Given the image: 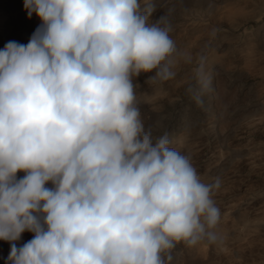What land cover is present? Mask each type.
Here are the masks:
<instances>
[{"label": "clouds", "instance_id": "1", "mask_svg": "<svg viewBox=\"0 0 264 264\" xmlns=\"http://www.w3.org/2000/svg\"><path fill=\"white\" fill-rule=\"evenodd\" d=\"M41 21L0 50V240L6 264H174L223 249L221 212L191 157L154 136L136 81L172 80L177 49L156 0H24ZM187 92L202 105L199 57ZM18 173H23L18 177ZM50 185V186H49ZM33 238L17 246L23 233Z\"/></svg>", "mask_w": 264, "mask_h": 264}, {"label": "rangeland", "instance_id": "2", "mask_svg": "<svg viewBox=\"0 0 264 264\" xmlns=\"http://www.w3.org/2000/svg\"><path fill=\"white\" fill-rule=\"evenodd\" d=\"M169 14L181 61L174 79L136 81L138 104L153 135L167 133L172 146L191 157L201 179L222 180L213 199L221 212L223 249L178 245L174 264H264V0H156ZM41 21L29 19L24 0H0V50L27 44ZM204 58L211 83L202 105L187 92ZM22 177L23 173H18ZM50 186V185H49ZM33 238L23 233L17 246ZM10 244L0 240V264Z\"/></svg>", "mask_w": 264, "mask_h": 264}]
</instances>
